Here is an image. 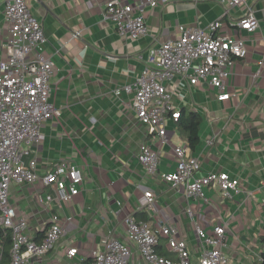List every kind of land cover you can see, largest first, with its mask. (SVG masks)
Listing matches in <instances>:
<instances>
[{
	"label": "crops",
	"instance_id": "1",
	"mask_svg": "<svg viewBox=\"0 0 264 264\" xmlns=\"http://www.w3.org/2000/svg\"><path fill=\"white\" fill-rule=\"evenodd\" d=\"M2 1L0 58L8 36ZM107 1L27 0L47 38L44 53L53 68L51 101L58 114L42 124L40 140L23 159H35L40 174L60 163L74 164L83 173L80 192L60 211L72 215L71 221L65 222L64 233L35 264H88L92 253L102 247L103 237L124 240L123 220L128 214L153 229L176 225L192 262L199 252L195 224L209 232L227 219L226 255L234 264H258L259 236L264 232L260 207L264 199V0L253 3L259 28L239 33L246 40L247 55L231 68L229 100L218 101L217 92L206 83L194 86L177 77L167 83L175 109L200 116L198 143L192 149L176 121L169 120L167 144L151 141L159 156L154 175L137 159L140 146L150 137L136 121L132 94L116 96L114 91L141 73L137 54L145 55L148 47L178 36L180 24L207 26L222 15L223 8L215 0H172L146 8L147 34L130 39L120 37L113 22L103 17ZM238 12L240 8L231 16L236 18ZM181 145L199 158L197 175L225 172L238 180L241 191L223 198L212 184L203 188L204 198L194 199L186 196L183 187L166 184L162 175L175 169L172 149ZM47 191L51 189L40 182L10 189L17 217L24 218L25 232L32 239L46 226L49 213L39 196ZM146 191L154 194L151 209ZM70 247L77 248L74 257L67 255Z\"/></svg>",
	"mask_w": 264,
	"mask_h": 264
},
{
	"label": "built area",
	"instance_id": "2",
	"mask_svg": "<svg viewBox=\"0 0 264 264\" xmlns=\"http://www.w3.org/2000/svg\"><path fill=\"white\" fill-rule=\"evenodd\" d=\"M171 1L139 0L129 3L108 0L102 15L113 22L120 37L136 39L147 34L143 16L145 9ZM215 1L223 8L219 18L205 27L178 25V36L148 47L145 55L137 54L142 63L141 73L132 83L114 91L116 96L132 94L130 106L136 121L145 127L150 137V141L140 146L137 159L150 175L156 173L159 165L158 151L151 143L157 140L167 144V123L179 118L167 83L174 77L194 86L206 83L217 92L218 101L229 100L231 68L235 60L247 55L246 40L240 34L252 33L259 28L253 6L257 0ZM2 2L8 36L3 45L4 56L0 58V229L10 231L8 264H35L49 253L64 233L65 222L71 221L72 215L64 216L60 211L69 198L80 192L83 173L74 164L60 163L40 174L35 159L27 162L23 159L29 154L31 145L40 140L42 124L58 114L51 101L53 68L44 53L47 38L40 21L32 15L27 0ZM239 8L240 12L233 18L231 12L239 11ZM262 110L264 112V103ZM172 150L176 167L162 175L170 187H183L186 196L194 199L204 198L203 188L212 184L220 189L223 198H231L232 193L241 191L238 180L225 172L197 175L199 158L186 147L174 146ZM37 182L51 189V192L39 196V202L45 204L49 213L39 241L26 234L25 220L17 217L16 208L9 198L13 185ZM144 196L151 209L153 192L146 191ZM260 207L264 211V199ZM123 222L124 240L103 237L102 247L92 253L88 264H234L224 251L228 246L227 219H222L209 232L195 224L199 246L196 262H192L187 241L179 237L176 225L167 223L153 229L146 221L131 214L126 215ZM162 244L174 255L173 258L159 253L158 246ZM76 253L77 248L74 247L67 251L69 257Z\"/></svg>",
	"mask_w": 264,
	"mask_h": 264
},
{
	"label": "trees",
	"instance_id": "3",
	"mask_svg": "<svg viewBox=\"0 0 264 264\" xmlns=\"http://www.w3.org/2000/svg\"><path fill=\"white\" fill-rule=\"evenodd\" d=\"M200 116L196 112H189L185 109L179 111V118L176 120V125L178 130L182 132L188 139L189 146L193 149L198 143V122ZM136 217V216H135ZM43 233H38L35 235L33 240L39 241L43 237ZM10 231L5 229L2 231L0 229V264H8L10 260L9 249H10ZM259 242L261 245V251L259 252L258 264H264V232L259 236ZM158 251L161 255L165 257L173 258L174 255L165 250L164 245L158 246ZM88 259L87 262H90Z\"/></svg>",
	"mask_w": 264,
	"mask_h": 264
},
{
	"label": "rangeland",
	"instance_id": "4",
	"mask_svg": "<svg viewBox=\"0 0 264 264\" xmlns=\"http://www.w3.org/2000/svg\"><path fill=\"white\" fill-rule=\"evenodd\" d=\"M256 251H258V249H256Z\"/></svg>",
	"mask_w": 264,
	"mask_h": 264
}]
</instances>
